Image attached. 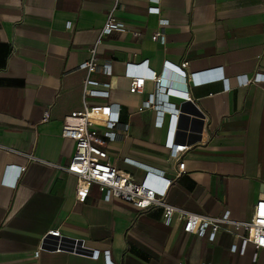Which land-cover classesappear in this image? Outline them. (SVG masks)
<instances>
[{"label":"crops","instance_id":"0c3cea01","mask_svg":"<svg viewBox=\"0 0 264 264\" xmlns=\"http://www.w3.org/2000/svg\"><path fill=\"white\" fill-rule=\"evenodd\" d=\"M115 3L125 28L104 33L96 46L111 72L88 73L79 65ZM150 6L159 12L148 13ZM161 19L164 44L151 40ZM128 63L139 73L168 70L163 85L188 92L192 102L168 99L191 114L179 122L176 141L189 148L178 161L164 145L168 119L156 127L153 111L137 110L154 82L129 93ZM220 70L228 90L221 81L191 85L186 78L184 86L191 73L203 79ZM257 74H264V0H0V179L6 165L24 166L14 188L0 184V264H107L105 250L110 264H264L263 249L248 243L239 252L243 230L198 237L185 221L165 225L160 207L104 202L95 186L79 198L76 177L58 167L74 151L60 135L66 115L84 102L99 112L118 110L107 145L111 164L136 180L146 171L171 179L170 205L247 221L264 195V81L246 83ZM103 90L107 96L92 93ZM94 128L106 130L100 121ZM52 229L83 239L99 257L54 248L46 237Z\"/></svg>","mask_w":264,"mask_h":264},{"label":"built area","instance_id":"2783aa9c","mask_svg":"<svg viewBox=\"0 0 264 264\" xmlns=\"http://www.w3.org/2000/svg\"><path fill=\"white\" fill-rule=\"evenodd\" d=\"M115 3L111 10L107 13L103 27L100 30L99 37L96 43L89 51V59L79 65V68L85 69L88 73L94 70H102L107 74L111 72L109 63L99 61L96 55V46L102 38L103 34L112 30L122 31L125 24L114 16L116 8ZM159 7H148V13H158ZM166 20L161 19L159 28L151 35V40L164 44L165 31L164 26ZM134 36H138L137 30L132 31ZM186 61L180 65L185 68ZM138 67V66H136ZM135 67L130 63L126 65L125 75L129 78L128 91L131 94L142 93L145 82L150 80L155 84V90L147 94L146 99L138 107L141 112L149 109L155 113V126L162 127L165 119H168L167 132L165 139V147L169 149V157L174 161H178L181 155L189 148L184 142L176 141L177 132L180 130L179 122L182 117H189L191 114L183 109L182 104L176 107L175 104L168 102L170 97H179L183 101L190 100L188 92L184 90L172 89L164 86L167 85L168 70L164 74L146 71L139 73L134 71ZM210 70L202 72L207 75ZM186 78L191 85H202L205 83L221 81L223 90L229 89L228 79L224 77L223 71L216 77H206L201 79L200 73H191L188 77H183L184 86L186 87ZM264 74H257L253 79L246 81L263 82ZM105 88H109V83H104ZM93 94L107 96L108 91H92ZM191 101V100H190ZM192 102V101H191ZM198 116L205 119V113L195 105ZM47 112L43 115V120H46ZM118 110H108L107 112H99L92 110L84 102L83 109L80 111H72L66 115L61 124V137L73 141L74 151L65 166H58L61 170L74 175L77 180L76 195L79 198L86 197L92 186H95L100 192L104 202H110L118 199L120 201L131 203L137 209L144 211L151 207H160L163 211V223L171 225L174 219L185 221L191 230L198 236L204 237L207 231L213 235L214 233L225 230L227 227L235 231L243 230V234L239 235L241 240L240 253H243L245 246L250 243L256 250H264V195L259 196L256 203L255 214L247 221H237L229 217L228 211H225L221 216H205L198 215L179 207L170 205L164 201L168 191L171 179L163 175L154 174L151 171H146L141 180H136L130 173L119 170L108 161L107 145L116 137L113 129L118 124ZM104 123L105 132L101 135L96 128L95 122ZM24 166L6 165L3 169L0 184L6 187L14 188ZM53 237L48 244L56 249L68 250L75 254L85 255L90 259H97L100 251L85 245L83 239L68 240L63 237L59 229H52L47 232V235ZM45 237V238H46ZM237 244H232L230 250L235 252ZM103 255L107 264H110L109 251H103ZM256 254L253 255V258Z\"/></svg>","mask_w":264,"mask_h":264}]
</instances>
